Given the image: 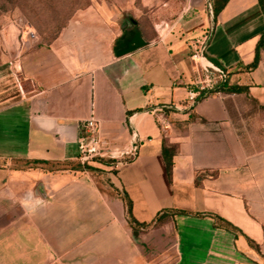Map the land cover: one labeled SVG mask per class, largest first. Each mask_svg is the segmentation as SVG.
I'll list each match as a JSON object with an SVG mask.
<instances>
[{"label":"crops","instance_id":"crops-1","mask_svg":"<svg viewBox=\"0 0 264 264\" xmlns=\"http://www.w3.org/2000/svg\"><path fill=\"white\" fill-rule=\"evenodd\" d=\"M177 1L97 3L48 48L0 64V264L263 262L264 14L258 0H230L214 23L207 0ZM130 19L148 45L118 57ZM204 33L208 59L249 93L189 109L191 40ZM91 117L115 162L84 168L77 140ZM127 199L139 223L185 213L137 231Z\"/></svg>","mask_w":264,"mask_h":264},{"label":"rangeland","instance_id":"rangeland-1","mask_svg":"<svg viewBox=\"0 0 264 264\" xmlns=\"http://www.w3.org/2000/svg\"><path fill=\"white\" fill-rule=\"evenodd\" d=\"M103 2L112 0H0V64L48 48L79 12ZM206 6L210 11V0ZM205 35L192 39L191 49Z\"/></svg>","mask_w":264,"mask_h":264},{"label":"built area","instance_id":"built-area-1","mask_svg":"<svg viewBox=\"0 0 264 264\" xmlns=\"http://www.w3.org/2000/svg\"><path fill=\"white\" fill-rule=\"evenodd\" d=\"M210 8L212 10L211 5ZM209 38L210 36L205 35L202 37L201 41H197V43L192 46L191 60L195 71V81L193 86L189 89L186 99V104L189 109L199 103L198 99L201 95L211 91H217L221 86L228 83V71L212 63L206 55L205 48ZM220 93L221 92H217L216 94ZM79 130L80 134L77 140L78 155L76 159L82 167H89L94 162H98L99 158L115 160L114 156L111 154V148L102 137L101 124L96 118L91 117L83 122ZM134 139L135 143L133 149L126 154L124 159L129 157L131 161H133L137 157L139 141L135 134ZM131 161L125 160V163Z\"/></svg>","mask_w":264,"mask_h":264},{"label":"trees","instance_id":"trees-1","mask_svg":"<svg viewBox=\"0 0 264 264\" xmlns=\"http://www.w3.org/2000/svg\"><path fill=\"white\" fill-rule=\"evenodd\" d=\"M229 1L230 0H210V5L212 7V14H213L214 23L217 22L218 16L225 9V7L229 3ZM258 2H259V5L261 7V10H262V12L264 14V0H258ZM135 28H137L140 31L141 35H142V32L140 30V27H138L136 20L130 19V29L126 30L125 35L123 36L124 38L123 37L122 38L125 39L128 31L129 30H133ZM209 42H210V38H209V41H208L207 44H209ZM260 60H261L260 51H259V48H257L255 59L250 65H248L246 67V70L250 71V70L257 69L258 66H259ZM217 92H221V93H224V94H230V95L248 94L249 93V88L245 87V86L229 85L228 83H226L225 85H223L219 89H217V91H211V92H209L207 94L201 95L199 97L198 101L201 102V101L209 98L210 96L216 94ZM162 108H163V110L166 109V107H162ZM175 155H176V148L174 146H168L166 144V142H164L163 143V157H164V160H165V163H166L167 172H168V175H169L170 178L172 177ZM124 160L131 161V158L127 157ZM98 162L99 163H104V164H111V163H114L115 160L114 159H102V158H99ZM38 164L42 165L44 163H38ZM196 184L200 185V177L197 179ZM127 213H128L129 218H130V221H131V223L133 225V228L135 230L139 231L141 228H143L144 230H150V229L158 228L159 226H161L162 224L166 223L171 218H173L175 215L184 214L185 212L184 211H169V210H166V211H163L162 213H160L156 217V219L153 222H151V223H139L133 217L132 201L130 199H127ZM210 216L215 218V221H216L215 227L221 228V229H224V230H228V231H232V232H237L236 228L233 225H231L230 223H228L226 220H224L223 218H221V217H219L217 215H213V214H210ZM248 241H249V244L252 247H254L257 251L260 252L259 246L253 240L248 239Z\"/></svg>","mask_w":264,"mask_h":264},{"label":"water","instance_id":"water-1","mask_svg":"<svg viewBox=\"0 0 264 264\" xmlns=\"http://www.w3.org/2000/svg\"><path fill=\"white\" fill-rule=\"evenodd\" d=\"M147 45L137 28L129 30L125 39L119 42L117 56L122 57Z\"/></svg>","mask_w":264,"mask_h":264},{"label":"flooded vegetation","instance_id":"flooded-vegetation-1","mask_svg":"<svg viewBox=\"0 0 264 264\" xmlns=\"http://www.w3.org/2000/svg\"><path fill=\"white\" fill-rule=\"evenodd\" d=\"M123 38H124V37H123ZM123 38H122V39H123Z\"/></svg>","mask_w":264,"mask_h":264}]
</instances>
